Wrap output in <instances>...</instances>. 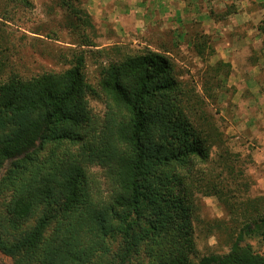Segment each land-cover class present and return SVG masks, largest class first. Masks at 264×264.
<instances>
[{"label": "trees", "instance_id": "1", "mask_svg": "<svg viewBox=\"0 0 264 264\" xmlns=\"http://www.w3.org/2000/svg\"><path fill=\"white\" fill-rule=\"evenodd\" d=\"M58 3L78 27L82 0ZM259 29L264 34V18ZM84 69L79 56L63 72L0 83V171L10 163L0 180V199H9L6 220L0 211V247L14 264H132L144 245L148 264H264V253L245 239L264 234V218L232 238L226 253H199V199L227 203V188L245 172L225 132L186 110L166 57L148 52L102 67L108 111L99 122ZM47 143L68 146L41 158ZM90 165L109 182L106 196Z\"/></svg>", "mask_w": 264, "mask_h": 264}, {"label": "rangeland", "instance_id": "2", "mask_svg": "<svg viewBox=\"0 0 264 264\" xmlns=\"http://www.w3.org/2000/svg\"><path fill=\"white\" fill-rule=\"evenodd\" d=\"M226 5L229 10L235 7L231 1ZM81 7L85 12L79 11ZM75 8V17L80 18L78 27L70 26L68 12L58 0H0V83L14 74L31 78L45 73H60L71 68L76 59L83 56L85 78L97 91L88 96L89 107L95 122H99L108 111L99 89L102 67L129 55L163 54L173 76L183 84L180 90L184 92L181 97L187 105L186 110L194 109L193 115L201 123L208 117L225 132L231 151L241 157L237 167L244 169L245 176L237 178L227 188L228 202L213 195L202 196L199 210L194 215L200 255L226 253L232 238L254 224L255 220L264 218V96L259 95L254 100L245 90L241 95V91L233 86L237 81L229 79L231 63L218 58L215 48L224 46L232 34L241 33L222 29L217 33L208 32L202 39L194 31L190 34L195 37L178 36L174 42L165 32L121 36L114 29L104 30L98 26L87 14L84 0ZM263 18L257 16V25ZM220 20L226 22L227 17L221 15ZM67 146V143H47L40 150L41 158L61 156ZM216 151L213 147L212 157ZM9 166L10 163H6L0 171V180ZM89 172L100 194L106 196L110 185L101 168L90 165ZM8 202V197L0 199L4 220ZM36 213L22 226L31 225L41 214V209ZM245 239L255 251L264 253L263 233H245ZM136 257L132 264H148L147 245ZM14 263L15 257L0 247V264Z\"/></svg>", "mask_w": 264, "mask_h": 264}, {"label": "crops", "instance_id": "3", "mask_svg": "<svg viewBox=\"0 0 264 264\" xmlns=\"http://www.w3.org/2000/svg\"><path fill=\"white\" fill-rule=\"evenodd\" d=\"M229 1L235 4L232 10L226 5ZM84 3L98 26L114 29L121 36L165 32L174 42L178 36L195 37L190 34L194 31L202 39L211 31L240 32L232 34L224 46H215L216 56L231 63L229 79L237 81L233 86L241 95L247 91L254 100L264 96V34H260L256 20L257 16H264V0H84ZM221 15L227 17L226 22L220 20Z\"/></svg>", "mask_w": 264, "mask_h": 264}]
</instances>
